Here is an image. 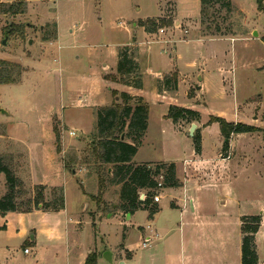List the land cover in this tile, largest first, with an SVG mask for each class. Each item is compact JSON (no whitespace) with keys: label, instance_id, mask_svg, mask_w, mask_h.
I'll use <instances>...</instances> for the list:
<instances>
[{"label":"rangeland","instance_id":"374dc122","mask_svg":"<svg viewBox=\"0 0 264 264\" xmlns=\"http://www.w3.org/2000/svg\"><path fill=\"white\" fill-rule=\"evenodd\" d=\"M23 1V12L0 13V72L4 67L17 78L0 82V155L22 182L17 201L31 199L38 184L47 196L59 186L65 208L0 213V264H83L96 249L97 264H181L180 224L184 242L192 230L210 233L200 249L209 260L216 253L223 264H241L243 214L261 215L255 247L258 264H264V10L256 0H229L228 8L226 0L210 3L204 21L201 0ZM150 20L155 29L148 31ZM125 44L137 48L142 73V88L131 92L148 108L134 158L158 160L152 166L174 162L180 185L161 189V203L188 188L201 204L194 218L189 201L181 214L166 207L137 209L131 219L115 213L119 185L109 182L110 165L100 164L91 140L96 108L119 102L120 92L129 91L106 76L116 72L118 49ZM171 73L177 74L176 90L159 92L157 79ZM170 105L196 110L198 120L174 122L167 116ZM211 116L259 129L232 134L225 151L220 124L210 122ZM192 122L211 161L187 162L183 171V160L197 154ZM5 192L0 172V197ZM161 217H170L174 229L157 242V257L149 260L144 227H157ZM106 250L113 252L111 261Z\"/></svg>","mask_w":264,"mask_h":264},{"label":"trees","instance_id":"16d2710c","mask_svg":"<svg viewBox=\"0 0 264 264\" xmlns=\"http://www.w3.org/2000/svg\"><path fill=\"white\" fill-rule=\"evenodd\" d=\"M219 0H201L200 12L202 21L208 11V4ZM260 10H264V0H256ZM23 0L14 2L0 1V13H21L23 12ZM230 7V1L223 4ZM145 24L148 31L154 30L155 26ZM149 21V22H150ZM155 23V22H154ZM170 23V22H169ZM219 28V27H218ZM220 29V28H219ZM264 40V38H262ZM1 64H5L2 62ZM3 72V74H2ZM0 82H13L17 78L11 76L6 68H1ZM3 75V76H2ZM111 76L113 80L121 82L125 86L141 88L142 73L137 59V48L131 44H125L118 49V61L116 72ZM177 88V74H165L157 79V89L161 91H174ZM119 102L110 105L99 106L95 110V129L92 133V151L100 161V164L110 165V171L106 169L105 175L110 183L119 185L118 197L119 210L125 213H133L140 208L158 209L156 202L150 198L152 188L156 185L155 175L163 173V187H177L180 182L176 176L174 162H158L152 166V162H135L133 157L142 143V138L148 126V108L140 95H133L127 90L119 94ZM167 116L177 122L180 118L198 120V112L188 107L170 105ZM210 122L217 121L220 124L223 135V149L229 147V140L232 134L241 132L256 131L259 128L242 122H228L223 117L211 116ZM58 136V135H57ZM195 152L200 151V134L192 135ZM0 172L4 173L6 192L0 197V213L7 211L28 212L33 208H41L45 211H55L64 208L63 188L52 186L50 194H45L46 187L42 184L35 186V193L31 199L25 202L16 200L21 192V180L3 155H0ZM102 183L103 178L99 176ZM147 190L144 200L139 199V191ZM260 214H243L240 217L241 243L240 257L241 264H258V256L255 247V233L259 228ZM97 254L90 251L85 257L83 264H97Z\"/></svg>","mask_w":264,"mask_h":264},{"label":"crops","instance_id":"0c3cea01","mask_svg":"<svg viewBox=\"0 0 264 264\" xmlns=\"http://www.w3.org/2000/svg\"><path fill=\"white\" fill-rule=\"evenodd\" d=\"M178 22H180L179 19H175V24H177ZM137 45H139V43ZM128 88H129L128 90H129V92L131 94L138 95L137 93H134L133 91L131 92V90L132 89H140V88H133V87H129V86H128ZM196 127H197V124H196ZM199 134H200V151L198 153L196 152L197 153V154H195L196 157L187 158V159L185 158L183 160V163H182L183 171L185 170V166H187V165H185V163H187V162L194 163V166H197L198 164H202V163L211 161V158H207V157L204 156V139H203V134H202L201 130H199ZM229 147H230V144H229ZM133 161H136V162H142V161L153 162V161H158V160H136L133 157ZM170 188L175 189L176 187H167V188H165V191L170 189ZM188 190L189 189L187 188L186 192H185V187H184L183 188V192H182V196L178 195V197L170 199L168 202L163 203V205L161 203L162 202V198H160L159 202L157 203L158 208H160V211L164 207H166L168 211L178 210L179 214H181L182 211L187 209L188 201H189V205H190V209H191L190 211L193 214V218H194L195 215H198L199 213L201 214V209H200L201 208V204H200V202L196 201L195 197L189 195V193H187ZM64 208H65V200H64ZM170 209H172V210H170ZM21 213H23V212H21ZM115 213H117L121 217L122 216L126 217V219H131L132 217H134V215L136 213V210L133 213H125V212H123V214H122V211H119V210L117 212H115ZM162 219H164V220H162ZM162 219L158 220L157 227L156 226L153 227L150 224H147L144 227L146 230H149V233H148L149 235L147 234L146 236H150V241L146 245L142 244V246L144 248H149V253H146V258L149 259V260L150 259L152 260L153 258L157 257L156 256L157 253H158L157 249L159 247L157 242L161 241L163 239V236H169L170 232L174 229V227L170 223V217H166V219L165 218H162ZM192 219L189 220L191 222V224H192ZM158 226H160L162 228V230H164L163 235H161L159 233V231L157 229V228H159ZM178 232H179V237H178L179 251H178L177 257L180 260L181 264H221L222 263L221 259H218V260L216 259L217 258L216 255H218L216 253H215V255L213 254L215 256V257H213L214 258L213 261L208 259L207 256H210V255L206 256L202 252L200 253L201 247H203L206 243H209V238H210L209 234L210 233H207V232L205 233L204 230H202V231H200V230H197V231L196 230H192L188 234V236H189L188 237V241L184 242L183 229H182V225L181 224L179 225V231ZM256 235H257V233H256ZM255 238H256V236H255ZM168 242H169V239H167L164 242L163 246H162V251H163V253L166 254V256H165L166 258H167V255H169V252H168V248L169 247L167 246ZM240 243H241V241H240ZM240 243H239V246H238L239 255H240ZM186 244H187V247H186ZM220 244L223 247L224 256H226V254H227V246H225V241L220 242ZM126 246H127V244H126ZM127 248H128V246H127ZM233 248H234V244H233ZM94 251L97 253V249L94 250ZM131 252L132 251L128 248L127 249V256L132 259L133 254ZM186 252H187V255H186ZM219 256H221V255H219ZM186 257H187V261H186ZM81 259H82V257H80V260ZM112 259H113V252H111V260ZM217 261H219V263ZM226 263H227V261H226ZM122 264H127V263H124L122 261Z\"/></svg>","mask_w":264,"mask_h":264},{"label":"built area","instance_id":"2783aa9c","mask_svg":"<svg viewBox=\"0 0 264 264\" xmlns=\"http://www.w3.org/2000/svg\"><path fill=\"white\" fill-rule=\"evenodd\" d=\"M159 30L162 31L163 29L160 28ZM70 134H74V132L70 131ZM154 178L156 180V185L151 189L152 194L150 195V198L152 199L153 202L158 203L161 198V189L165 188L163 187V173L162 172L158 173L157 175H155ZM146 196H147L146 189H142L139 191L140 200H144ZM149 241H150V236H146L142 244L146 245ZM25 251H27V249H25Z\"/></svg>","mask_w":264,"mask_h":264},{"label":"water","instance_id":"95a60500","mask_svg":"<svg viewBox=\"0 0 264 264\" xmlns=\"http://www.w3.org/2000/svg\"><path fill=\"white\" fill-rule=\"evenodd\" d=\"M253 34H256V32L254 31ZM5 42H6V37L2 39L1 43L5 44ZM195 126H196V124L194 122H192L191 125H190V130H189L190 135L193 134V130H194ZM104 256H105L106 259L111 261V252L109 250H106L104 252Z\"/></svg>","mask_w":264,"mask_h":264}]
</instances>
